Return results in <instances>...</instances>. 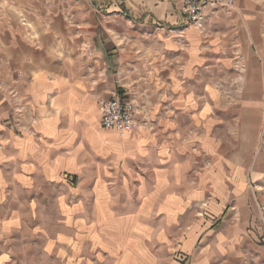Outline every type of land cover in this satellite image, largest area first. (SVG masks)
Wrapping results in <instances>:
<instances>
[{"label":"crops","instance_id":"obj_1","mask_svg":"<svg viewBox=\"0 0 264 264\" xmlns=\"http://www.w3.org/2000/svg\"><path fill=\"white\" fill-rule=\"evenodd\" d=\"M138 7L139 37L118 6L108 37L90 25L72 47L29 28L0 41V205H18L20 191L32 207L53 197L66 264L86 245L123 248L132 264L176 241L193 252L206 220L225 224L229 205L246 215L247 172L264 188L261 0L210 9L202 25L180 21L181 0ZM116 94L134 103L136 128L102 126L99 103ZM10 214L6 228L26 219Z\"/></svg>","mask_w":264,"mask_h":264},{"label":"rangeland","instance_id":"obj_2","mask_svg":"<svg viewBox=\"0 0 264 264\" xmlns=\"http://www.w3.org/2000/svg\"><path fill=\"white\" fill-rule=\"evenodd\" d=\"M146 1L162 0H125L115 5L112 0H0V41L6 42L13 36V32L25 33L29 28L36 40L48 37L51 43L57 42V48L61 46L62 37L70 36L69 44L72 47L76 41L72 40L71 35L77 33L80 27L90 25L100 29L102 36L108 37L106 27L116 19L112 7L118 6L122 10L119 14L135 24L134 35L139 37L145 13L138 6H143ZM261 11L264 31V0H261ZM69 54L73 59L70 65L74 67L77 65V53L75 55L71 51ZM83 56L85 61L81 65L87 69L86 53ZM261 132L260 144L264 139V124ZM203 158L208 159L209 164H212L209 160L215 159L209 155ZM251 175L246 173L244 192L248 205L243 218L241 215H232L234 209L231 205L225 215V224L217 218L211 220L205 214L209 218L205 219L203 226V231L206 230L205 238L198 242L193 252L177 247L176 241V245H166L163 253L159 248L154 254V262L140 261L138 264H264V188L257 189V182L251 180ZM20 192L18 205H0V264H66L60 253H57L60 237L55 235L60 232L61 221L57 207L53 204L54 198L39 199V205L32 207L27 204L30 200L29 193ZM12 207L19 209L26 219L20 221L19 225L6 228L5 219L11 215ZM222 229L226 235L221 237ZM153 248L156 250L157 245ZM203 248L207 253L201 252ZM122 250L123 248L118 247L114 254H99L91 250L90 245H86L83 251L86 259L80 263L75 260L74 264H132L129 260H122L126 259ZM135 253L136 256L140 255L139 251Z\"/></svg>","mask_w":264,"mask_h":264},{"label":"built area","instance_id":"obj_3","mask_svg":"<svg viewBox=\"0 0 264 264\" xmlns=\"http://www.w3.org/2000/svg\"><path fill=\"white\" fill-rule=\"evenodd\" d=\"M236 0H181L180 21L202 25L207 11L217 8H232ZM101 124L106 129L132 130L137 127L135 105L119 94L99 103Z\"/></svg>","mask_w":264,"mask_h":264}]
</instances>
